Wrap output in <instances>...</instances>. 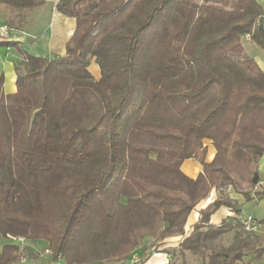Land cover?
<instances>
[{"label": "trees", "instance_id": "16d2710c", "mask_svg": "<svg viewBox=\"0 0 264 264\" xmlns=\"http://www.w3.org/2000/svg\"><path fill=\"white\" fill-rule=\"evenodd\" d=\"M0 4L15 13L7 28L22 31L46 2ZM56 10L75 20L65 56L19 50L13 94L0 75V264H22L9 236L42 242L66 264L122 262L147 240L173 236L182 240L164 251L167 264H187V254L201 264L260 260L264 243L233 217L210 223L222 207L240 213L228 196L200 210L188 234L185 226L213 190L245 201L264 195L255 191L264 69L243 46L248 37L264 51L262 8L255 0H59ZM192 159L201 166L195 178L182 171Z\"/></svg>", "mask_w": 264, "mask_h": 264}, {"label": "crops", "instance_id": "0c3cea01", "mask_svg": "<svg viewBox=\"0 0 264 264\" xmlns=\"http://www.w3.org/2000/svg\"><path fill=\"white\" fill-rule=\"evenodd\" d=\"M257 4L262 8L264 13V0H255ZM44 6L35 8L29 14L27 23L22 31L9 29L7 24L13 19L15 13L0 4V27L5 26L7 28L6 33H0V40L16 43L18 48L15 47H0V75L3 76V92L5 95L13 94L16 92V72L15 68L22 64L23 57L19 50L25 51L35 57L44 59H55L64 57L66 53V44L72 37L75 30V20L68 18L57 12L56 4L59 0H45ZM248 40V37L243 40ZM30 49L34 51L30 53ZM259 56V54H258ZM260 60H257V64L261 69H264V55L260 54ZM91 67V68H90ZM89 70L95 79L99 78V69L94 64V60L91 62ZM208 154L206 161H211L214 156V149L211 145H208ZM182 171L189 177L195 178L201 171V166L195 160L186 161L182 165ZM258 172L260 175V181L255 187V191L264 192V156L259 160ZM229 199L236 201L239 208V201L243 200L241 196L227 191ZM220 193L213 190L210 195L204 201L200 202L195 210L191 213L185 226V232L188 234L192 226L197 222L198 212L206 208L210 203L220 197ZM252 201L258 204L264 203V195L261 198H254ZM235 212H231L228 208H220L210 220L211 224L218 225L222 220L232 218ZM251 216V215H249ZM254 218V217H253ZM255 219V218H254ZM257 222V220L255 219ZM258 223V222H257ZM254 235L264 243V230L263 226L259 225V228ZM234 234L230 233L226 236L229 242L232 241ZM182 240L181 236H173L167 238L157 245L147 246L152 240H147L145 245L138 249L139 254L143 251L147 253V256L141 258L144 264H167L168 258L173 257L171 252H164L168 249L176 248L179 242ZM228 242V243H229ZM156 249V250H153ZM138 255V254H137ZM189 255H186L187 264H189ZM134 256L128 257L125 262L133 264ZM251 256L247 257L245 261H248ZM252 264H264V255L258 261L252 262Z\"/></svg>", "mask_w": 264, "mask_h": 264}, {"label": "rangeland", "instance_id": "374dc122", "mask_svg": "<svg viewBox=\"0 0 264 264\" xmlns=\"http://www.w3.org/2000/svg\"><path fill=\"white\" fill-rule=\"evenodd\" d=\"M243 46L245 48L246 54L250 56L251 58H253L256 62L257 60H260L261 57L259 56L261 53H263L264 55L263 50L259 49L258 47H256L255 45H253L250 41L246 39L243 42ZM30 53L34 54V51L30 49ZM227 191H229V188H224L220 190V192L219 191L218 192L220 193L221 196L225 197L227 196L226 194ZM239 202H240L239 203V210H240L239 214L243 216L251 215L257 220L258 223L264 220V203L258 204V207H257L256 203H254V201L252 200L251 201L241 200ZM260 225L263 226V230H264V224H260ZM227 242H229V239L225 238L224 244H227ZM153 244L157 245V243H153L151 241L150 243H148L147 246H152ZM23 247L24 248L22 251L24 255L22 256L25 258V261L22 264H66L63 259H57L55 261H52L51 256L45 254L47 245L42 242L25 241L23 244ZM138 249L130 253L129 257L132 255L134 256L132 259L138 257L141 260L142 257L147 256V253L145 251H143L141 254L137 253ZM153 250H156V249H153ZM29 253L38 255V257L34 258L30 256ZM90 264H130V262L122 261V262H104V263H90ZM189 264H201V261L198 257L189 255Z\"/></svg>", "mask_w": 264, "mask_h": 264}, {"label": "built area", "instance_id": "2783aa9c", "mask_svg": "<svg viewBox=\"0 0 264 264\" xmlns=\"http://www.w3.org/2000/svg\"><path fill=\"white\" fill-rule=\"evenodd\" d=\"M6 30H7V28L5 27V26H2V27H0V33H6ZM233 219L241 226V229L245 232V233H250V234H253V233H255L256 231H257V229L259 228V224L255 221V219L252 217V216H249V215H247V216H243V215H241V214H235L234 216H233ZM9 239L12 241V242H14V243H16V244H18L19 245V248H20V251H22L23 250V244H24V242H25V240L24 239H22V238H15V237H10L9 236ZM45 254H47V255H49V256H51V252L49 251V250H45ZM20 262L21 263H24V261H25V258L24 257H21L20 258ZM140 261V259L138 258V257H136V258H134L133 259V264L134 263H137V262H139Z\"/></svg>", "mask_w": 264, "mask_h": 264}]
</instances>
